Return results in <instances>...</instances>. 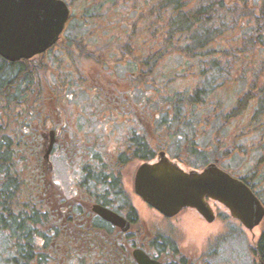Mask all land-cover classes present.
<instances>
[{
    "label": "trees",
    "instance_id": "16d2710c",
    "mask_svg": "<svg viewBox=\"0 0 264 264\" xmlns=\"http://www.w3.org/2000/svg\"><path fill=\"white\" fill-rule=\"evenodd\" d=\"M65 1L70 7L74 0ZM82 2L77 21L93 23L111 12L124 20L130 18L133 26L143 23L142 30L133 33H144L145 38L126 64L131 95L137 89L143 95L141 98L156 101V95L140 89L137 82L151 76V86L155 85L157 79L150 74L155 65L162 70L161 63L170 64L168 69L174 71L165 73V104L158 106L152 119L154 129L150 134L155 139H160L159 133L164 130V144L159 151L177 140L183 142L181 147L176 145L178 153L188 155L190 160L196 156L199 162L207 164V154L211 153L210 162L240 177L263 201L264 0ZM73 18L70 9L68 21ZM46 52L17 61L0 56V226L13 229L21 243L14 247L15 255L5 261L0 259V264H29L34 257L45 264V254L39 251L40 241L34 239L42 238L47 246V226L56 223L43 181L41 132L54 123L53 111L46 106L49 97L39 81L37 59ZM138 63L148 66V70H136ZM186 70L196 75L195 84L168 92L187 76ZM65 76L62 78L67 79ZM58 86L63 88L57 77ZM206 129L207 134H203ZM148 134L130 127L125 137L130 161L155 157ZM234 154L245 157L242 166L231 164ZM131 210L138 218L136 209L131 206ZM156 238L157 247H163ZM168 245L171 252L178 251L174 242ZM251 251L254 264H264V228Z\"/></svg>",
    "mask_w": 264,
    "mask_h": 264
},
{
    "label": "rangeland",
    "instance_id": "374dc122",
    "mask_svg": "<svg viewBox=\"0 0 264 264\" xmlns=\"http://www.w3.org/2000/svg\"><path fill=\"white\" fill-rule=\"evenodd\" d=\"M82 1H72L70 9L74 12V18L67 22L57 44L37 59L40 64L38 72L41 76L39 80L41 88L49 97L46 106L51 108V112L53 111L55 123L59 125L64 122L68 125L66 129L70 141L73 140L76 147L78 143L80 145L83 142L85 151H90L89 147L96 144V141L99 146H104V149L115 147L119 149L125 139L126 131L134 127L149 132L152 147L157 154L161 143L164 144V130L159 133L160 139H155L150 134V131L154 129L153 114L158 106L165 104L166 88L163 80L166 79L165 73L174 71L168 69L170 64L161 63L159 68L163 66L162 70L157 69L155 65V69L153 68L150 74L157 79L155 85L153 83L151 86L152 82L149 80L151 76L137 82L141 86L140 89H147L148 94L153 92L156 95V101L141 98L143 95L137 89L131 95V77L126 64L132 55L137 54V45L145 38L144 33L139 34V31L133 33L134 30H142L143 23L133 26L130 24V18L125 17L124 20L120 15H114L111 12L104 13L93 23L77 21L81 17ZM86 12L89 14L90 11ZM127 50H129L128 54ZM143 67L146 71L149 68L138 63L136 70H142ZM179 69L178 66L177 70ZM186 72L187 76L169 88L168 92L173 89L192 87L195 84L196 75H192L188 70ZM64 74L67 79L62 78ZM57 77L60 82L62 81L63 88L56 87ZM229 85L234 84L229 82ZM157 89H159L158 92ZM228 96H230L229 93ZM116 103H121L117 110L112 106ZM55 108L58 109L57 112L53 110ZM203 134H207V129L203 130ZM171 145L165 149L166 154L183 168H202L206 164L199 162L196 156H192L190 160L187 158L188 155L184 157L178 153L176 145L181 147L183 142L176 140ZM207 156V162H210L211 153ZM70 160L71 157L63 156V159L55 161L54 170V181L60 184L67 195H71L73 188L69 181L70 168L73 166ZM142 161L141 159L130 161L126 167L123 185L131 204L138 213L139 219L134 228L136 242L140 243L145 234L151 239L157 237L167 244L174 242L178 251L175 252L172 262L176 264L181 262L186 264L255 263L251 247L264 228V219L249 230L234 219L222 204L212 200L210 204L216 215L212 222H207L193 208H184L173 217H165L145 203L133 190L134 173ZM245 161V157L239 154H234L231 158L233 166H242ZM50 191L54 195L57 193L55 187L50 188ZM34 240L39 242L40 238L36 237ZM19 241L13 229L0 226V259L2 261L9 259L10 255H15L17 248L14 249V247ZM38 260L39 263L36 262ZM38 260L34 257L29 264H41V260Z\"/></svg>",
    "mask_w": 264,
    "mask_h": 264
},
{
    "label": "flooded vegetation",
    "instance_id": "af4514ba",
    "mask_svg": "<svg viewBox=\"0 0 264 264\" xmlns=\"http://www.w3.org/2000/svg\"><path fill=\"white\" fill-rule=\"evenodd\" d=\"M120 104L112 106L116 109ZM53 122L48 130L41 132L44 150L51 138L54 139L43 169V181L48 188L53 215L56 214L55 225H48L45 233L47 246L42 238L38 243L39 251L45 254V264H137L132 254L136 248L163 264H176L172 262L175 253L167 243L146 234L140 243L134 239L139 218L132 215L131 206H134L123 186L126 167L130 164L127 141L124 139L119 149H104L96 141L89 147L90 151H85L83 142L76 147V143L70 141L64 122L59 125L55 120ZM51 130L53 137L48 133ZM63 156L71 157L73 164L69 174L73 186L71 195L65 194L54 181L55 161ZM53 187L57 192L55 195L50 191ZM97 205L119 215L121 223L114 224L100 216L95 211ZM155 238L163 247H157Z\"/></svg>",
    "mask_w": 264,
    "mask_h": 264
},
{
    "label": "water",
    "instance_id": "95a60500",
    "mask_svg": "<svg viewBox=\"0 0 264 264\" xmlns=\"http://www.w3.org/2000/svg\"><path fill=\"white\" fill-rule=\"evenodd\" d=\"M70 8L65 0H0V56L8 61L30 59L55 44L65 27ZM53 137V131L48 132ZM51 138L43 159L53 145ZM134 192L165 217L184 208L195 209L207 222L215 219L210 201L222 204L229 214L251 230L264 217V203L241 178L209 162L203 168L185 169L164 150L153 161L141 162L134 174ZM95 211L114 224L122 218L95 206ZM137 264H163L143 250L132 252Z\"/></svg>",
    "mask_w": 264,
    "mask_h": 264
}]
</instances>
